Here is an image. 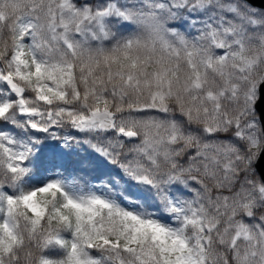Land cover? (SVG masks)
Returning <instances> with one entry per match:
<instances>
[{"label": "snow or ice", "instance_id": "snow-or-ice-1", "mask_svg": "<svg viewBox=\"0 0 264 264\" xmlns=\"http://www.w3.org/2000/svg\"><path fill=\"white\" fill-rule=\"evenodd\" d=\"M0 264H264V0H0Z\"/></svg>", "mask_w": 264, "mask_h": 264}]
</instances>
